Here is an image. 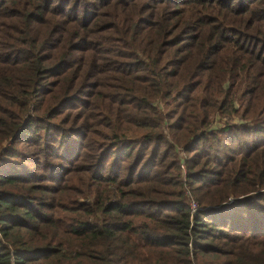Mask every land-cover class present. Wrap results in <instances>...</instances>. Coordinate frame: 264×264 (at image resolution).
I'll return each mask as SVG.
<instances>
[{"label":"trees","instance_id":"16d2710c","mask_svg":"<svg viewBox=\"0 0 264 264\" xmlns=\"http://www.w3.org/2000/svg\"><path fill=\"white\" fill-rule=\"evenodd\" d=\"M1 141L0 264H264V0H0Z\"/></svg>","mask_w":264,"mask_h":264},{"label":"rangeland","instance_id":"374dc122","mask_svg":"<svg viewBox=\"0 0 264 264\" xmlns=\"http://www.w3.org/2000/svg\"><path fill=\"white\" fill-rule=\"evenodd\" d=\"M162 103V101H160L159 102V104H161ZM163 105V104H162ZM220 123V122H219ZM2 145H1V149H3V146L6 144L5 142H3V141H1L0 142ZM178 155L179 156H182L183 155V152L180 150V149H178ZM184 174V168L183 167H181L180 168V175L182 176ZM181 178V177H180ZM194 199V198H193ZM194 201H195V199H194ZM195 203H196V201H195ZM197 204V203H196Z\"/></svg>","mask_w":264,"mask_h":264},{"label":"built area","instance_id":"2783aa9c","mask_svg":"<svg viewBox=\"0 0 264 264\" xmlns=\"http://www.w3.org/2000/svg\"><path fill=\"white\" fill-rule=\"evenodd\" d=\"M185 193L188 195L187 191L185 190ZM188 205L190 207V210H194L197 206V204L195 203L194 199L192 197H188Z\"/></svg>","mask_w":264,"mask_h":264}]
</instances>
